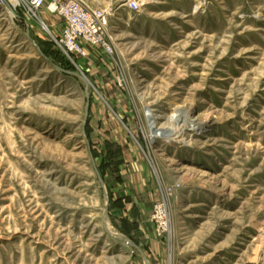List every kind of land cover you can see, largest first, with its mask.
<instances>
[{"label": "rangeland", "instance_id": "obj_1", "mask_svg": "<svg viewBox=\"0 0 264 264\" xmlns=\"http://www.w3.org/2000/svg\"><path fill=\"white\" fill-rule=\"evenodd\" d=\"M81 1L113 54L0 4V264H264V0Z\"/></svg>", "mask_w": 264, "mask_h": 264}, {"label": "built area", "instance_id": "obj_2", "mask_svg": "<svg viewBox=\"0 0 264 264\" xmlns=\"http://www.w3.org/2000/svg\"><path fill=\"white\" fill-rule=\"evenodd\" d=\"M12 13H23L37 17L38 12L47 11L58 17L60 34L53 35L55 45L74 63V58L86 59L88 47L113 54V48L108 40V13L101 9H92L81 0H0ZM128 7L137 12L140 4L136 0L128 3ZM110 39V37H109ZM159 219L164 227H168V216L165 208L159 207Z\"/></svg>", "mask_w": 264, "mask_h": 264}, {"label": "bare ground", "instance_id": "obj_3", "mask_svg": "<svg viewBox=\"0 0 264 264\" xmlns=\"http://www.w3.org/2000/svg\"><path fill=\"white\" fill-rule=\"evenodd\" d=\"M13 16V14H11ZM14 17V16H13ZM177 107V106H176ZM173 112L175 115H173V122L176 124L175 127H170L169 129H164L163 127H151V139H162L166 140L167 142H181L186 143L188 140V137L184 134L183 129L187 128L190 124V122L193 124L194 129L193 130H199L200 128H205V126L208 124L207 117H202V115L193 117L192 120H190L191 115V107H185V106H178L177 108L173 109ZM158 117L154 116L152 118L153 123H157ZM208 120V121H207ZM190 121V122H189ZM192 124L190 126H192ZM187 130V129H186ZM185 131V130H184ZM191 131V130H190ZM150 139V140H151ZM189 141V140H188ZM190 143V142H189ZM108 231L110 234H116L113 232L110 227H108Z\"/></svg>", "mask_w": 264, "mask_h": 264}]
</instances>
